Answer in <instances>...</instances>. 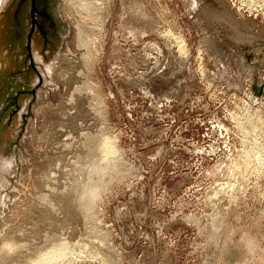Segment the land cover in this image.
I'll return each instance as SVG.
<instances>
[{
  "label": "rangeland",
  "instance_id": "374dc122",
  "mask_svg": "<svg viewBox=\"0 0 264 264\" xmlns=\"http://www.w3.org/2000/svg\"><path fill=\"white\" fill-rule=\"evenodd\" d=\"M61 239L264 264V0H0V264Z\"/></svg>",
  "mask_w": 264,
  "mask_h": 264
},
{
  "label": "bare ground",
  "instance_id": "6f19581e",
  "mask_svg": "<svg viewBox=\"0 0 264 264\" xmlns=\"http://www.w3.org/2000/svg\"><path fill=\"white\" fill-rule=\"evenodd\" d=\"M89 1V0H88ZM262 2H263V0H262ZM77 3H78V1H77ZM88 3V2H87ZM90 3V2H89ZM91 4H92V2H91ZM90 4V5H91ZM93 4H94V2H93ZM261 4V3H260ZM88 5V4H87ZM86 6V5H85ZM89 6V5H88ZM95 6V5H94ZM249 6V5H248ZM93 7V6H92ZM92 7H89L90 9L92 8ZM99 8V7H98ZM249 8V7H248ZM254 8V7H253ZM85 9V8H84ZM96 9H97V7H96ZM86 10H88V9H86ZM92 11V10H91ZM86 12H88V11H86ZM81 13V12H80ZM90 13V12H89ZM85 14V13H84ZM91 15V14H90ZM85 16H87V15H85ZM88 17H89V14H88ZM91 17V16H90ZM83 30V29H82ZM82 33V32H81ZM81 35V34H80ZM181 37V36H180ZM79 39H80V37H79ZM87 39V38H86ZM89 40V39H88ZM87 42V41H86ZM88 42H90V41H88ZM178 42H179V40H178ZM182 42V41H181ZM183 44H185V43H182V45ZM87 45V44H86ZM181 46V45H180ZM182 48H183V46H181ZM184 49V48H183ZM105 141H106V138L104 139ZM103 139L101 140L102 142L104 141ZM108 141H110L109 140V138L107 139ZM100 141V142H101ZM105 141L103 142V143H105ZM101 142V143H102ZM112 142V141H111ZM102 143V145H105L104 146V148L106 149H104L103 148V151L104 152H108V154L110 155V153H113L114 154V147L113 146H109V143L110 142H106L105 144H103ZM102 145H101V147H102ZM114 145V144H113ZM250 146V145H249ZM252 146V145H251ZM250 146V147H251ZM116 148V147H115ZM248 150V149H247ZM255 151H257V150H255ZM103 152V153H104ZM250 152V151H249ZM105 155H106V153H104ZM254 154H255V152H254ZM258 154H260V153H258ZM102 155V154H101ZM100 155V156H101ZM251 156H254V155H251ZM261 156H263V155H261ZM247 157V156H246ZM103 158V157H102ZM250 158V157H249ZM254 158V157H253ZM256 158H258V157H256ZM255 158V159H256ZM111 160V159H110ZM247 160V159H246ZM248 161V160H247ZM255 162V161H254ZM257 162H259L258 160H257ZM256 162V163H257ZM248 163H249V161H248ZM260 164V163H259ZM240 166V165H239ZM246 166V165H245ZM93 167H95V166H93ZM99 170H100V167H99ZM98 170V171H99ZM93 171V170H92ZM96 171H97V169H96ZM242 173V172H241ZM220 183V182H219ZM98 185V184H97ZM92 186H94V185H92ZM92 186H91V188H92ZM85 187H87V186H85ZM96 188H98V187H96ZM96 188H94V190H92V192L93 191H95V189ZM96 191H97V189H96ZM94 193H92V195H93ZM97 194H95V196H96ZM89 196V195H88ZM94 196V195H93ZM81 198V197H80ZM79 198V199H80ZM86 200H87V198L88 197H84ZM93 198V197H92ZM95 198V197H94ZM89 199V198H88ZM80 201H82V200H80ZM84 201V200H83ZM82 201V202H83ZM88 201V200H87ZM82 202L80 203V204H82ZM94 202V201H93ZM92 202V203H93ZM84 203H86V201H84ZM83 203V204H84ZM82 204V205H83ZM85 206H86V204H84ZM91 205V204H90ZM90 207V206H89ZM88 207V208H89ZM92 208V207H91ZM90 208V209H91ZM92 211V210H91ZM91 213V212H90ZM3 236V235H2ZM60 242H57V243H54V244H52L50 247H47L46 248V250L45 251H40L39 253H37V255H39V256H37V258H35V259H33V256H31V259H33L32 261H30V264H60V263H62L66 258H67V256L69 255V252H71V248L69 247V245L67 244V243H65V242H63V240L61 239V240H59ZM62 241V242H61ZM14 243V242H13ZM87 246V245H86ZM7 248V247H6ZM86 248V247H85ZM1 249V248H0ZM4 249V248H3ZM3 249H1V250H3ZM0 250V253L2 252ZM82 250V249H81ZM80 251V250H79ZM82 252V251H81ZM77 253V252H76ZM73 254V253H72ZM74 255V254H73ZM36 256V255H35ZM29 263V262H28Z\"/></svg>",
  "mask_w": 264,
  "mask_h": 264
}]
</instances>
